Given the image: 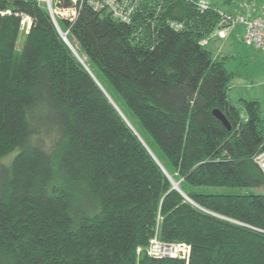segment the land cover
Returning a JSON list of instances; mask_svg holds the SVG:
<instances>
[{"label":"trees","instance_id":"16d2710c","mask_svg":"<svg viewBox=\"0 0 264 264\" xmlns=\"http://www.w3.org/2000/svg\"><path fill=\"white\" fill-rule=\"evenodd\" d=\"M236 3L138 0L126 21L54 0L75 53L43 1L0 0V264H264V120L202 43Z\"/></svg>","mask_w":264,"mask_h":264},{"label":"rangeland","instance_id":"374dc122","mask_svg":"<svg viewBox=\"0 0 264 264\" xmlns=\"http://www.w3.org/2000/svg\"><path fill=\"white\" fill-rule=\"evenodd\" d=\"M40 1H43L45 4L48 3L51 6L55 18L57 16L61 18L71 19L75 15L74 9H59L56 7L53 8L54 0H49V2H47L48 0H40ZM137 1L138 0L131 1L133 2L132 5L127 3L125 6H121L123 10L130 9L129 18L131 15V11L134 9L135 7L134 5L137 3ZM250 1L252 0H241L240 5L249 6ZM255 4L256 6L251 8L250 10L253 11L255 15H264V0H255ZM104 5L105 3L99 5V7H102ZM109 9L112 12L111 8ZM226 14H229L233 17H237V16L244 18L246 17L245 15H241V14L238 15L232 13H226ZM255 17H261V16H255ZM246 18H254V17H246ZM236 24L238 25L239 29L235 31L232 38L233 40H231L230 42L222 41L223 38L219 37L216 32V28H217L216 26L214 31L206 39L203 40V43L206 45L207 40L209 38H212L211 44L209 46L206 45L207 46L206 48L213 53L214 58L224 59L227 70L233 74V78L231 80L230 88H229L230 90L229 95L232 98L230 99L231 102H233L238 106V108H240L242 115H243V111L241 106L242 103L241 98L258 102L260 116L261 119L264 120V51L254 47L252 44L246 43L245 25L240 21H237L231 26V28ZM29 27L30 25L28 27L27 25L25 27H21V31L17 39L18 46L22 44L24 34L28 32L26 30H29ZM213 44H215V47L213 46ZM139 130L146 139V141L150 144V146H152L154 151L157 153V149L151 138L143 130L141 129ZM14 153L15 151L9 153L4 160L9 163ZM198 189L202 190L203 192L231 193V192L240 191L238 188L217 187V186L198 187ZM253 191L264 194V187L253 189Z\"/></svg>","mask_w":264,"mask_h":264},{"label":"built area","instance_id":"2783aa9c","mask_svg":"<svg viewBox=\"0 0 264 264\" xmlns=\"http://www.w3.org/2000/svg\"><path fill=\"white\" fill-rule=\"evenodd\" d=\"M49 1V0H48ZM104 1V2H103ZM90 0L95 7L105 3L109 8H111L113 15L121 20L129 19L130 9L123 10L121 6H125L127 3L131 4L134 0ZM200 9H205L207 4L204 1H200L198 4ZM221 19L217 25L216 32L219 37L225 38L230 31L231 26L240 21L245 25V42L252 44L254 47L264 51V16L254 17V18H244V17H233L224 12H220ZM21 27H27L31 23L29 16L21 13ZM28 31V30H26ZM203 43V41H202ZM253 161L258 166V168L264 174V149L256 153L253 157ZM159 246V247H158ZM149 254L154 256H169V257H180L186 258L189 254V246L185 243L179 242H163L157 239H152L149 247Z\"/></svg>","mask_w":264,"mask_h":264},{"label":"crops","instance_id":"0c3cea01","mask_svg":"<svg viewBox=\"0 0 264 264\" xmlns=\"http://www.w3.org/2000/svg\"><path fill=\"white\" fill-rule=\"evenodd\" d=\"M237 1V3H236V6H235V8H234V14H241V15H245L246 17H255V16H264V15H255L254 14V12L253 11H251L250 9L251 8H253V7H255L256 6V4H255V0H252V1H250V3H249V6H244V5H240V1L241 0H236ZM245 3V2H244ZM243 3V4H244ZM247 3V2H246ZM244 26V25H243ZM237 29H239L238 28V25L236 24V25H234L232 28H231V30L228 32V34H227V36L225 37V38H223L222 39V41L223 42H230L231 40H233L232 38H233V35H234V33H235V31L237 30ZM216 39V38H215ZM215 39H213V40H215ZM211 40H212V38H209L208 40H207V43H206V45L207 46H209L210 44H211ZM219 41H221V40H219ZM213 46L215 47V44H213ZM216 49H217V47H216ZM230 91V90H229ZM229 91H228V97H229V99H232L231 97H230V95H229ZM250 99V98H249Z\"/></svg>","mask_w":264,"mask_h":264},{"label":"water","instance_id":"95a60500","mask_svg":"<svg viewBox=\"0 0 264 264\" xmlns=\"http://www.w3.org/2000/svg\"><path fill=\"white\" fill-rule=\"evenodd\" d=\"M48 2V1H47ZM46 6H47V9H48V11H49V14H50V16H51V18H52V21H53V23L55 24V26H56V28H57V30H58V32H59V34H60V36L62 37V39L66 42V44L71 48V46L68 44V42L66 41V38L64 37V35H63V32H62V30L60 29V27L58 26V24H57V22H56V20L54 19V16H53V14H52V8H51V6L48 4V3H46ZM72 49V48H71ZM113 105H115L114 103H113ZM115 107H116V109L119 111V113L121 114V112H120V110L118 109V107L115 105ZM212 113H213V115L218 119V120H220L221 122H222V124L229 130L230 129V124H229V122H228V120L226 119V117H225V115L220 111V110H218V109H214L213 111H212ZM122 115V114H121ZM122 117L125 119V117L122 115ZM125 121L128 123V121L125 119ZM128 125L130 126V128L132 129V131L135 133V135L140 139V141H142V139L140 138V136L138 135V133L134 130V128L128 123ZM142 143L144 144V146L147 148V150L150 152V150L148 149V147L146 146V144L142 141ZM151 153V152H150ZM152 154V153H151ZM172 183H173V187L174 188H176L177 190H179V188H178V185L177 184H174V182L172 181Z\"/></svg>","mask_w":264,"mask_h":264},{"label":"bare ground","instance_id":"6f19581e","mask_svg":"<svg viewBox=\"0 0 264 264\" xmlns=\"http://www.w3.org/2000/svg\"><path fill=\"white\" fill-rule=\"evenodd\" d=\"M49 2V1H48ZM52 14L54 15L53 11H52ZM54 19H55V15H54ZM56 20V19H55ZM57 22V21H56ZM58 24V23H57ZM62 30V29H61ZM63 32V31H62ZM63 35L64 37L66 38V41L68 42V44L71 46L72 50L76 53V47H75V44H74V41L70 40L68 38V34L67 32H63ZM106 91V90H105ZM174 182V181H173ZM174 184H177L176 182H174Z\"/></svg>","mask_w":264,"mask_h":264}]
</instances>
